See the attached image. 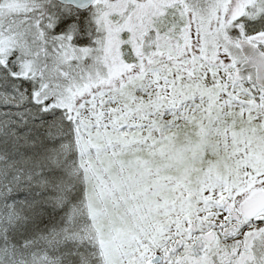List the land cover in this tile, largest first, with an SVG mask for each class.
Here are the masks:
<instances>
[{
	"label": "snow or ice",
	"instance_id": "obj_1",
	"mask_svg": "<svg viewBox=\"0 0 264 264\" xmlns=\"http://www.w3.org/2000/svg\"><path fill=\"white\" fill-rule=\"evenodd\" d=\"M0 264H264V0H0Z\"/></svg>",
	"mask_w": 264,
	"mask_h": 264
}]
</instances>
